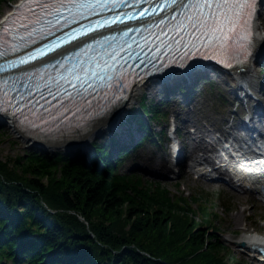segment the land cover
I'll return each instance as SVG.
<instances>
[{"label": "snow or ice", "instance_id": "6c2138e0", "mask_svg": "<svg viewBox=\"0 0 264 264\" xmlns=\"http://www.w3.org/2000/svg\"><path fill=\"white\" fill-rule=\"evenodd\" d=\"M255 0H20L0 24V114L29 136L80 137L122 112L140 56L165 75L206 69L199 49L244 56ZM247 40L246 46L240 42ZM236 44L237 47L233 48ZM169 56L171 65L164 62ZM159 67H156V66ZM138 66V67H139ZM127 69V72L125 71Z\"/></svg>", "mask_w": 264, "mask_h": 264}, {"label": "trees", "instance_id": "16d2710c", "mask_svg": "<svg viewBox=\"0 0 264 264\" xmlns=\"http://www.w3.org/2000/svg\"><path fill=\"white\" fill-rule=\"evenodd\" d=\"M142 108L149 121L163 116L158 103ZM137 112L130 117L151 132ZM126 155L96 140L90 153L31 149L12 163L0 158V264H243L216 236L219 193L187 197L119 172Z\"/></svg>", "mask_w": 264, "mask_h": 264}, {"label": "rangeland", "instance_id": "374dc122", "mask_svg": "<svg viewBox=\"0 0 264 264\" xmlns=\"http://www.w3.org/2000/svg\"><path fill=\"white\" fill-rule=\"evenodd\" d=\"M20 0H3L0 2V20L6 14L19 4ZM262 13L259 21L264 25V0L260 5ZM264 36V30H261ZM263 58L252 63V73L248 77L249 88L253 97L249 94L245 96L243 90L239 92L240 82L236 76L221 71H209V82H199L197 92L192 99H184L182 94L170 95V100L166 102L162 108L166 109L167 116L152 121L154 130L165 131L171 130V135L175 136L172 128L179 126V131L184 137L182 144L183 150L192 153L193 147L201 138L210 141L212 146L219 141L221 132L233 131L238 135L247 133L246 124L243 123L245 116L241 109L238 108L240 102V94L244 97L242 106L247 109L254 110L256 104L263 103L260 111L264 112V93L261 91L262 81L264 79ZM258 80V85L253 86L254 81ZM251 81V84H250ZM144 82V81H142ZM181 82V81H178ZM160 87V89H159ZM134 97L129 102L126 111L117 123L108 129L99 131L89 139H71L64 146L49 147L45 143H38L33 139L25 137L22 132L14 127V123L6 122L4 117L0 116V158L12 160L25 152L36 149L46 152L62 151L64 153H72L76 151L91 152L93 150L94 141H101L110 144V137L115 131H123L128 133L138 124L133 122L128 125L129 112L136 113L142 108V103H159L160 99L165 98L167 91L166 86L157 82H146L134 93ZM223 94V98L218 97ZM259 98V100H257ZM250 100V103L248 102ZM252 114V112H251ZM149 116V115H148ZM260 118L256 117V125L261 127L264 122V115ZM247 118V115L245 116ZM130 126V127H129ZM248 134V133H247ZM167 137V135H166ZM181 140V138H180ZM144 146L139 147L137 151L130 155L124 156L117 166L119 172L134 171L141 175L144 179L163 182L168 189L175 194L191 197L196 193L216 191L222 198L214 201L213 212L217 214L214 219L218 228V236L225 244L224 251L230 252L233 258L243 264H262L259 261L260 254L256 251L248 249L240 242V237L250 230L253 233L264 235V203L258 201L248 192L233 190L227 183L222 181H205L196 178L189 172L188 168H183L178 174L169 173L170 167V141L162 139L160 143L145 142ZM115 145L110 144L111 149ZM175 166V165H174ZM162 174L158 176L157 174ZM191 207L195 208L193 203ZM201 219V215L199 214Z\"/></svg>", "mask_w": 264, "mask_h": 264}, {"label": "bare ground", "instance_id": "6f19581e", "mask_svg": "<svg viewBox=\"0 0 264 264\" xmlns=\"http://www.w3.org/2000/svg\"><path fill=\"white\" fill-rule=\"evenodd\" d=\"M260 18L257 19V21L255 22V39H256V51L254 52L250 63L243 67L242 69H240L239 71H233V74L242 82L247 81L248 77L250 76V74L252 73V63H254L255 61H259L260 56L264 55V36L261 34V30H264V25H262L259 21ZM0 24H2V20H0ZM157 82V81H154ZM146 82H139L134 90L132 91L130 97L128 98V100H126L123 104H122V112L120 113V115L118 117H116L115 119L110 116L107 119H103L101 120L91 131H89L88 133L84 134L83 136L80 137H74V139H78L81 138L82 139H89L90 137L94 136L95 134H97L99 131H103V129H108L111 128L112 126H114L118 120L121 119V117L123 116L124 112L127 109V106L129 104V102L132 100V98L134 97V93L137 89H139L140 87H142L143 84H145ZM159 83V82H157ZM160 89V87H159ZM261 107H263V105H261ZM4 117V119L6 120V122H12L14 123L12 117L10 115H5L2 116ZM253 123V120H250V124ZM14 127L22 132L14 123ZM23 135L25 137H28L30 139H33L34 141L38 142V143H45L47 144L49 147H55V146H64L67 143L70 142L71 139H64V140H60V141H56V142H44L43 140L34 138V137H29L27 136L24 132ZM199 149H210L211 151L213 150L212 145L209 141L204 140V139H200L198 141V143L194 146L193 150L197 151ZM240 242H245L246 247H253L256 246L255 248L257 249V247L259 246H263L264 247V235H259L256 233H253L250 230H246V232L244 234L241 235L240 237ZM254 248V249H255ZM257 251V250H254ZM260 254V253H259ZM261 255V254H260Z\"/></svg>", "mask_w": 264, "mask_h": 264}, {"label": "water", "instance_id": "95a60500", "mask_svg": "<svg viewBox=\"0 0 264 264\" xmlns=\"http://www.w3.org/2000/svg\"><path fill=\"white\" fill-rule=\"evenodd\" d=\"M241 244H242V245H244L245 243H244V242H242Z\"/></svg>", "mask_w": 264, "mask_h": 264}]
</instances>
